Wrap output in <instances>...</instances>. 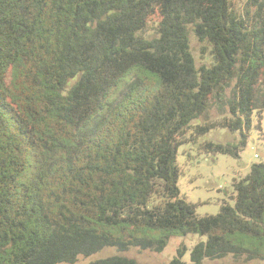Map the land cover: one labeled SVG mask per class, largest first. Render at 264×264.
Returning a JSON list of instances; mask_svg holds the SVG:
<instances>
[{
    "label": "trees",
    "instance_id": "1",
    "mask_svg": "<svg viewBox=\"0 0 264 264\" xmlns=\"http://www.w3.org/2000/svg\"><path fill=\"white\" fill-rule=\"evenodd\" d=\"M263 111L264 0H0V264H142L173 233L206 238L190 264L264 261V160L204 216L176 160L238 158Z\"/></svg>",
    "mask_w": 264,
    "mask_h": 264
},
{
    "label": "rangeland",
    "instance_id": "2",
    "mask_svg": "<svg viewBox=\"0 0 264 264\" xmlns=\"http://www.w3.org/2000/svg\"><path fill=\"white\" fill-rule=\"evenodd\" d=\"M243 1L245 0H236L239 4ZM189 40L197 65L206 62L205 59L200 60L201 47L191 32ZM238 137V134L217 130L208 133L203 137V140L226 143L233 142ZM255 155L258 157H255ZM176 160L181 170L177 182L181 197L196 205V213L199 216L217 214L223 202L233 204V200L230 198L233 192V179L246 176L252 164L264 160V111L260 121H258L256 112L253 113L247 144L238 158L222 154L207 155L198 153L194 145L184 144L179 147ZM146 233L157 237L161 232L145 231ZM205 239L204 236L196 234L182 236L173 233L169 237L166 248L161 253L131 248L122 255L142 264H168L172 258L177 256V250L182 246L185 251L181 259L185 264H190L191 249L196 243L205 241ZM115 254H117L115 249L106 248L89 258H79L74 264H88L91 260ZM223 262L231 263V259L207 261L206 264H220ZM249 264H264V261L257 260Z\"/></svg>",
    "mask_w": 264,
    "mask_h": 264
},
{
    "label": "built area",
    "instance_id": "3",
    "mask_svg": "<svg viewBox=\"0 0 264 264\" xmlns=\"http://www.w3.org/2000/svg\"><path fill=\"white\" fill-rule=\"evenodd\" d=\"M255 157H258L257 155H255Z\"/></svg>",
    "mask_w": 264,
    "mask_h": 264
}]
</instances>
